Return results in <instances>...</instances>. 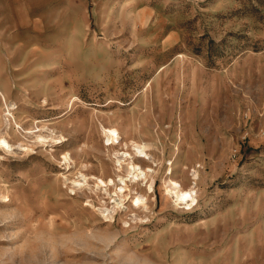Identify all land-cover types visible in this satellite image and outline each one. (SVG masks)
I'll return each instance as SVG.
<instances>
[{"label":"rangeland","instance_id":"1","mask_svg":"<svg viewBox=\"0 0 264 264\" xmlns=\"http://www.w3.org/2000/svg\"><path fill=\"white\" fill-rule=\"evenodd\" d=\"M0 264H264V0H0Z\"/></svg>","mask_w":264,"mask_h":264},{"label":"bare ground","instance_id":"2","mask_svg":"<svg viewBox=\"0 0 264 264\" xmlns=\"http://www.w3.org/2000/svg\"><path fill=\"white\" fill-rule=\"evenodd\" d=\"M107 137H108V139H110L111 140V142L112 143H117L118 142V140H119V134L117 133V132H115V131H107ZM41 140H43V139H41ZM60 142V141H59ZM58 142V143H59ZM62 143V142H61ZM136 147H137V149H136V155L138 154V155H148V154H145V147L143 146V145H136ZM125 154V156L124 155H122V156H124L125 157V159L124 160H122V159H119V160H117V162L121 165V167H123L122 166V163L123 162H125L127 159H129V162L127 163V179H124V178H120V180H121V182L123 183V187H126V183H125V181L127 182V181H129V182H131V183H138V182H144V183H146L147 181H148V175L150 176V173L151 172H153V170L151 169V170H149V173H143L142 171H141V168L134 162V160H133V158L134 157H132V155L131 154H126V153H124ZM69 155V154H68ZM67 155V159H69V156ZM121 155V154H120ZM119 155V156H120ZM129 156V158H127ZM118 158V157H117ZM72 160V159H71ZM117 163V164H118ZM119 165V166H120ZM152 174V173H151ZM83 176V175H82ZM85 177V176H84ZM150 188V185L148 186V189ZM169 193L171 194V195H173L174 196V198L176 199V204L177 205H181V204H183V205H186V206H189L192 202H194L195 201V198L193 197V195L192 194H190V193H186V194H181L180 192H178L177 190H175V189H173V190H170L169 191ZM126 194L124 193V190L122 189V190H120L119 191V193H118V197H119V202H117V207H116V209L117 208H120L121 207V205H120V198H125L126 199ZM127 199H128V197H127ZM137 199V198H136ZM133 205H136L137 207H140V208H142L143 210H145V211H148L149 209H150V207H149V204H148V202H147V200L146 199H144V198H142V197H139L138 199H137V201L135 202V203H133ZM115 207V206H114ZM122 208V207H121ZM120 208V209H121ZM115 211V210H114ZM114 211H112V212H114ZM102 212V211H101ZM106 212V211H105ZM109 214V213H108ZM106 215V217L108 216L107 214H105ZM112 216L113 215H110V216H108V217H110V219L112 218ZM105 217V216H104ZM107 217V218H108ZM110 219H108V220H110Z\"/></svg>","mask_w":264,"mask_h":264}]
</instances>
